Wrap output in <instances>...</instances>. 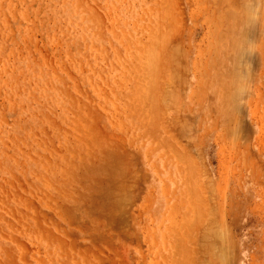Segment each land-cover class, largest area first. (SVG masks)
<instances>
[{"label":"rangeland","instance_id":"rangeland-1","mask_svg":"<svg viewBox=\"0 0 264 264\" xmlns=\"http://www.w3.org/2000/svg\"><path fill=\"white\" fill-rule=\"evenodd\" d=\"M0 264H264V0H0Z\"/></svg>","mask_w":264,"mask_h":264},{"label":"bare ground","instance_id":"bare-ground-1","mask_svg":"<svg viewBox=\"0 0 264 264\" xmlns=\"http://www.w3.org/2000/svg\"><path fill=\"white\" fill-rule=\"evenodd\" d=\"M228 1H229V0H228ZM231 1H232V0H231ZM238 1H239V0H238ZM240 1L242 2L243 0H240ZM220 3H222V2H220ZM223 3H224V1H223ZM227 3H228V2H227ZM230 3H231V2H230ZM243 3H244V2H243ZM248 3H249V2H248ZM224 4H225V3H224ZM227 5H228V8H229V3H228ZM230 5H231V4H230ZM232 5L234 6V4H232ZM239 5H240V3L238 4V7H239ZM244 5L247 6L246 3H245ZM249 5H250V3H249ZM251 5H252V4H251ZM220 6H221V5H220ZM223 6H224V5H223ZM240 6H241V5H240ZM230 7H231V6H230ZM221 8H222V7H221ZM240 8H241V7H240ZM240 8H239V9H240ZM243 8H244V7L242 6V9H243ZM246 8L250 9V7H246ZM246 8L243 10L244 12L242 11V13H246V11L248 10V9H246ZM225 9L227 10V8H225ZM234 9H235L236 12L240 11V10H238V8H237L238 11L236 10V8H234ZM234 9H233V13H234V16H236V15H235V12H234ZM242 9H241V10H242ZM226 10H225V11H226ZM228 10H231V8H229ZM245 10H246V11H245ZM251 10H252V9H251ZM252 12H253V11H250L249 15L253 17L254 14H252ZM230 14H231V13H230ZM230 14H229V16H232V15H230ZM237 14H238V13H237ZM251 14H252V15H251ZM219 15H220V14H219ZM225 15L227 16V14H225ZM242 15H243V14H242ZM249 15L246 14L247 18H245V14H244V20H245V19L248 20V17H250ZM238 16H241V14H238ZM252 17H251V19H252ZM222 18H224V17H222ZM235 18H236V17H235ZM237 18H239V21H240V18L243 19V17H237ZM225 19H228V17H225L224 20H225ZM231 19H232V18H231ZM229 20H230V19H229ZM229 20H227V21L229 22ZM234 20H235V19H234ZM234 20H233V21H234ZM235 22H236V21H235ZM216 23H217V22H216ZM230 23H231V22H230ZM230 23H228V24H230ZM224 25L226 26L227 24L224 23ZM230 26H231V24H230ZM232 26H233V25H232ZM159 27H160V26H159ZM227 27H228V26H227ZM232 28H233V27H232ZM236 28H237V27H236ZM157 30H158V28H157ZM163 30H164V29H163ZM166 30H167V28H166ZM229 30H230V29H229ZM231 30H232V29H231ZM243 30H244V29H243ZM167 32H168V30H167ZM167 32H165V33L163 32V33L166 34ZM216 32L218 33V31H215V34H216V36H217V33H216ZM221 32H222V31H221ZM239 32H240V29H239ZM158 33H159V32H158ZM158 33H157V31H156V35H157ZM161 33H162V32H161ZM161 33H160V34H161ZM236 33H238V32H236ZM241 33H242V32H241ZM164 34H162L161 36L164 37ZM219 34H220V33H219ZM151 35H152V34H151ZM153 35L155 36V34H153ZM158 35H159V34H158ZM244 35H245V34H244ZM154 36L152 37V39L150 38V40H152V41L156 40V41L158 42V36H155V37H154ZM161 36H159V37H160V38H163V37H161ZM240 36H241V35H240ZM156 37H157V39H153V38H156ZM246 37H247V36H246ZM246 37H245V38H246ZM146 38H147V37H146ZM164 38H165V37H164ZM167 38H168V37H167ZM242 38H243V37H242ZM215 39H216V37H215ZM215 39H214V40H215ZM224 39H226V38H224ZM224 39H222V40L224 41ZM159 40H160V39H159ZM167 40H168V39H167ZM218 40H220V41H219L220 44H221V42H223L221 39H218ZM218 40H217V41H218ZM152 41H151V42H152ZM151 42H150V43H151ZM157 42H155V44H157ZM215 42H216V41H215ZM225 42H226V40H225ZM225 42H223L222 44H223V45L225 46V48H226V44H225ZM226 43H227V42H226ZM153 45H154V42H153L152 46L150 45V47H149V49H148L149 51H152V50H153L151 53L149 52L150 55H151V54L153 55V54H154V53H153L154 51H157V52H158V49H157V50L152 49ZM216 45L218 46L219 43H218V44L216 43ZM154 46H155V45H154ZM220 46L222 47V45H220ZM230 46H231V45H230ZM169 47H170V46H169ZM221 47H220V48H221ZM153 48H155V47H153ZM150 49H151V50H150ZM163 50L166 51L167 49H163ZM168 50H170V48H169ZM172 51H173V50H172ZM219 51H220V50H219ZM228 51H229V50H228ZM159 53H160V52H159ZM161 53H162V52H161ZM164 53H165V52H164ZM169 53L171 54V50L169 51ZM169 53H167L168 55L166 54L167 56L164 57V58H168V57H169V58H170V57L172 58V55H173L174 52H172L171 55H169ZM146 54H147V53H146ZM146 54H145V55H146ZM237 54H238V52H237ZM155 55H156V54H155ZM155 55H153V56H155ZM174 56H175V55H174ZM236 56H237V55H236ZM150 57H151V56H150ZM162 57H163V53H162ZM162 57H160V58H162ZM138 58H139V56H138ZM145 58H148V57L146 56ZM153 58H154V57H152V59H150V60H153V61H154V60L156 59V60H158V62H159V59H160V58H158V59H157L156 57H155L154 59H153ZM164 58H163V59H164ZM139 59H140V58H139ZM163 59H162V60H163ZM176 59H177V57H176ZM150 60H149V61H150ZM164 60H165V59H164ZM164 60H163V61H164ZM236 60H237V59H236ZM145 61H146V60H145ZM166 61H167V59H166ZM168 61H169V60H168ZM173 61H174V58H173ZM176 61H177V60H176ZM156 62H157V61H155V63H156ZM158 62H157L155 65H158ZM169 62H171V61H169ZM169 62H167V63H169ZM174 62H175V61H174ZM213 62H214V61H213ZM159 63H160V62H159ZM232 63H233V61H232ZM234 63H235V62H234ZM237 63H238V62H237ZM148 64H149V63H148ZM148 64H147V65H148ZM174 64H175V63H174ZM144 65H145V64H144ZM162 65H163V63H162ZM162 65H161V66H162ZM171 65H172V64H171ZM234 65H236V64H234ZM151 66H152V65H151ZM151 66H150L149 68H148V67H145V68H146L147 70H148V69H149V70L151 69V71H152L153 66H152V67H151ZM163 66H164V65H163ZM177 66H178V65H177ZM237 66H238V64H237ZM142 67H143V66H142ZM155 67H157V66H154V68H155ZM167 67L169 68L170 66L168 65ZM172 67H173V66H172ZM168 68H167V69H168ZM173 68H174V67H173ZM173 68H170V69H173ZM209 68H210V67H209ZM233 68H234V67H233ZM233 68H232V69H233ZM236 68H237V67H236ZM137 69H138V68H137ZM157 69H158V68H157ZM157 69H156V70H157ZM140 70H141V69H140ZM147 70H145V71H147ZM149 70H148V71H149ZM164 70H166V69H163L162 71L164 72ZM173 70H174V69H173ZM235 70H236V69H235ZM151 71H150V72H151ZM167 71H168V70H167ZM167 71H165L164 73H166ZM230 71H232V70L230 69ZM236 71H237V70H236ZM150 72H149V73H150ZM153 72H154L155 74H154ZM153 72L151 73V75L154 74L156 77H157V74H159V73L162 74V72H157V74H156V71H155L154 69H153ZM169 72H170V75L172 76V71H169ZM169 72H168V73H169ZM174 72H175V71H174ZM233 72H234V71H233ZM175 73H176V72H175ZM230 73H231V72H230ZM236 74H239V73L237 72ZM236 74H235V75H236ZM143 75H144V74H143ZM149 75H150V74H149ZM149 75H147V76H148V78L150 79L151 75H150V77H149ZM166 75H167V74H166ZM173 75H174V74H173ZM207 75H208V74H207ZM163 76H164V75H163ZM145 77H146V76H145ZM145 77H144V78H145ZM238 77H239V76H238ZM240 77H242V76L240 75ZM146 78H147V77H146ZM146 78H145V79H146ZM154 78H155V77H153V75H152L151 80H152V79L154 80L153 83H152V84H154V86H153V85H152V86L149 85L148 87L145 86V87L147 88V91H149L148 88H150V87H153V88H154L155 86L158 85V84H157V85L155 84V83H156V82H155L156 80H155ZM161 78H162V77H161ZM167 78H170V77L168 76ZM167 78H166V79H167ZM172 78H173V77H172ZM172 78H171V82H170L171 84L175 83V82H172V81H173ZM145 79H144V80H145ZM175 79H176V77L174 78V81H175ZM169 80H170V79H167V82H168ZM232 80H233V79H232ZM148 81H149V80H148ZM148 81H147V83H148ZM160 81H161V80H160ZM150 82H151V81H150ZM154 82H155V83H154ZM233 82H235V80L232 81V83H233ZM137 83H138V82H137ZM157 83H158V82H157ZM165 83H166V80H165ZM165 83H164V86L166 85ZM230 83H231V82H230ZM230 83H229V84H230ZM149 84H150V83H149ZM168 84H169V82L167 83V85H168ZM206 84H207V83H206ZM232 85H233V84H232ZM234 85H235V84H234ZM237 85H238V84H237ZM240 86H243V85H240ZM140 87H141V86H140ZM238 87H239V86H237V88H238ZM153 88H151L152 91H154ZM163 88H164V87H163ZM163 88H162V89H163ZM166 88H167V87H166ZM166 88H165V89H166ZM175 88H176V87H175ZM232 88H233V87H232ZM151 89H150V92H151ZM155 89H157V88L155 87ZM165 89H164V91H165ZM234 89H236V88H234ZM140 90H141V89H140ZM166 90H167V89H166ZM241 90H242V89H240V91H241ZM141 91L143 92V90H141ZM231 91H232V90H231ZM231 91L229 92V94L231 93ZM236 91H237V93H236V96H237V95L239 94V90H236ZM145 92H146V91H145ZM150 92H149V93H150ZM155 92H157V91H155ZM168 92H169V91H167V93L164 94L166 99H167V96H166V95L168 94ZM153 93H154V92H153ZM172 93H173V92H172ZM154 94H155V93H154ZM154 94H153V95H154ZM169 94H171V93L169 92ZM225 94H226V93H225ZM229 94H228V96H229ZM232 94H233V96H234V91H233ZM138 95H139V94H138ZM149 95H152V93H150ZM157 95H158V93H156L155 98L157 97ZM159 95H161L160 92H159ZM162 95H163V94H162ZM171 95H172V94H171ZM223 95H224V94H223ZM143 96H144V95H143ZM143 96H142V97H143ZM230 96H231V95H230ZM233 96H232V98H234ZM236 96H235V97H236ZM145 97H146V95H145ZM161 97H162V96H161ZM168 97H169V96H168ZM151 98H154V97L151 96ZM159 98H160V96H159ZM228 98H230V97H228ZM140 99H141V98H140ZM144 99H145V98H144ZM144 99H143V100H144ZM160 99H161V98H160ZM162 99H164V96L162 97ZM225 99H226V98H225ZM143 100H142V101H143ZM142 101H141V102H142ZM157 101H158V100H157ZM165 101H169V100L167 99V100H165ZM165 101H164V102H165ZM138 102H140V101L138 100ZM141 102H140V103H141ZM148 102H149V100H148ZM170 102H171V101H170ZM140 103H139V104H140ZM159 103H160V102H159ZM143 104L146 105V103H142L141 105L143 106ZM147 104H148V103H147ZM149 104H150V103H149ZM153 104H154V103H153ZM161 104H162V103H161ZM167 104H168V103H167ZM164 106H165V105H164ZM166 106H167V105H166ZM166 106H165V107H166ZM170 109H171V108H170ZM168 110H169V109H168Z\"/></svg>","mask_w":264,"mask_h":264}]
</instances>
